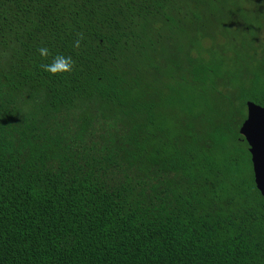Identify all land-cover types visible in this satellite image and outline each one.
<instances>
[{"label": "trees", "instance_id": "trees-1", "mask_svg": "<svg viewBox=\"0 0 264 264\" xmlns=\"http://www.w3.org/2000/svg\"><path fill=\"white\" fill-rule=\"evenodd\" d=\"M247 1L0 0V264H264Z\"/></svg>", "mask_w": 264, "mask_h": 264}, {"label": "water", "instance_id": "water-1", "mask_svg": "<svg viewBox=\"0 0 264 264\" xmlns=\"http://www.w3.org/2000/svg\"><path fill=\"white\" fill-rule=\"evenodd\" d=\"M245 110L238 132L248 145L254 184L264 197V105L247 100Z\"/></svg>", "mask_w": 264, "mask_h": 264}, {"label": "clouds", "instance_id": "clouds-1", "mask_svg": "<svg viewBox=\"0 0 264 264\" xmlns=\"http://www.w3.org/2000/svg\"><path fill=\"white\" fill-rule=\"evenodd\" d=\"M79 39H76L73 42V47L79 46ZM39 53L40 57H46L49 55V49L46 46H40L36 49ZM73 67V59L70 56L63 54H55L50 63H43L40 65V68L50 74H58V73H68L72 71Z\"/></svg>", "mask_w": 264, "mask_h": 264}, {"label": "rangeland", "instance_id": "rangeland-1", "mask_svg": "<svg viewBox=\"0 0 264 264\" xmlns=\"http://www.w3.org/2000/svg\"><path fill=\"white\" fill-rule=\"evenodd\" d=\"M234 4L242 7L240 10L235 11L234 15L240 13L243 18H245V16H258L262 12V7L256 4V1L235 0ZM239 69H241V67ZM236 76L239 77L241 74L238 73Z\"/></svg>", "mask_w": 264, "mask_h": 264}]
</instances>
